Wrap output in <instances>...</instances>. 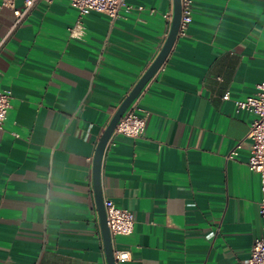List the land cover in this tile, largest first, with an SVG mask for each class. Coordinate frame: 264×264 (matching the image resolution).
I'll return each instance as SVG.
<instances>
[{"label":"crops","instance_id":"0c3cea01","mask_svg":"<svg viewBox=\"0 0 264 264\" xmlns=\"http://www.w3.org/2000/svg\"><path fill=\"white\" fill-rule=\"evenodd\" d=\"M21 6V0L18 1ZM173 0L91 10L40 3L0 50V264H108L92 161L112 116L161 49ZM192 21L142 91L140 137L114 134L104 200L132 211L121 264H245L264 233L250 169L253 114L236 101L264 80V0H194ZM15 20L0 8V43ZM229 92L230 98L224 99ZM239 145V146H238Z\"/></svg>","mask_w":264,"mask_h":264},{"label":"built area","instance_id":"2783aa9c","mask_svg":"<svg viewBox=\"0 0 264 264\" xmlns=\"http://www.w3.org/2000/svg\"><path fill=\"white\" fill-rule=\"evenodd\" d=\"M19 0H0V8L8 7L13 10L15 15L14 23L8 35L1 41L0 50L16 29L22 26L32 15L34 9L42 2H51L52 0H21L22 5H18ZM71 6L77 9L78 17L74 24L69 28V34L74 38H82L85 34V23L83 17L91 10L106 13L112 18L119 15L121 7L125 0H68ZM194 0H181V20L178 36L184 34L190 22L192 21ZM165 18L169 27L173 18V8L165 13ZM256 92L236 101L238 110L244 109L253 114L247 138L252 141L251 155L248 160L250 169L257 171L261 175L262 181V199L259 203V213L264 221V80L256 85ZM143 91V90H142ZM142 91L133 100L127 110L118 121L113 134H122L128 137H140L146 127V115L142 113L143 108L140 105ZM13 94L11 90H0V127L5 122ZM230 93L224 95V99H229ZM112 137V136H111ZM239 146V145H238ZM107 223L113 241V254L116 264L130 261L132 252L128 248L116 246L115 237L118 235H129L135 229V219L131 210L123 208L116 204L113 199L104 200ZM245 264H264V233L255 239L248 259Z\"/></svg>","mask_w":264,"mask_h":264},{"label":"water","instance_id":"95a60500","mask_svg":"<svg viewBox=\"0 0 264 264\" xmlns=\"http://www.w3.org/2000/svg\"><path fill=\"white\" fill-rule=\"evenodd\" d=\"M182 8L181 0H173V18L169 27L168 34L164 40V43L154 57L148 68L144 71L135 85L132 87L129 94L124 98L114 115L112 116L107 127L103 131L93 156L92 161V180L94 188V198L96 203V208L99 214L100 229L103 238L104 251L108 264H116L113 254V241L110 233V229L107 223V214L104 203V196L102 192V162L104 157V152L106 150L107 144L113 134V131L120 120L123 113L127 110L133 100L139 95V93L144 89L149 80L155 75V73L160 69L167 59L177 37L180 26Z\"/></svg>","mask_w":264,"mask_h":264}]
</instances>
